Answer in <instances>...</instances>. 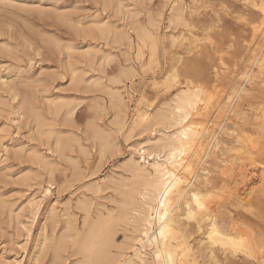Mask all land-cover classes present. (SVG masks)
Masks as SVG:
<instances>
[{"label": "rangeland", "instance_id": "1", "mask_svg": "<svg viewBox=\"0 0 264 264\" xmlns=\"http://www.w3.org/2000/svg\"><path fill=\"white\" fill-rule=\"evenodd\" d=\"M245 1L0 0V81L8 80L9 84L11 82L17 96L20 95L15 102L18 99L20 101L15 103L9 88L0 85V264H53V253L37 248L40 247L41 233H43L41 230H45L49 238L59 237L58 233L61 234L60 239L64 238L67 248L66 253H63L67 261L65 264L80 263L82 257L71 255L72 244L69 236H73L76 231L83 234L87 230L88 225L85 224L87 212H84L81 206L84 204L88 206V214L91 216L89 219L93 222L99 217L108 216L107 214L118 213L117 210L121 208L118 205H122L119 202L124 199L120 185L132 186L127 160L134 153V148L145 143L151 136V131L145 128L144 130L147 131H144L142 125L134 126V119L139 113L146 112L152 115L157 110L168 109L169 103L173 104L174 96L190 85L203 89V94L200 96L202 101L198 103L202 116L194 118L196 123L200 122L202 126L204 123V126L209 127L206 144L212 148L208 146L205 161L200 165L197 164L198 167L195 166L198 175L195 185L204 193L207 189H211L214 197L212 196L210 201L213 199L219 204L215 206L223 216L221 219L230 216L243 226H247L254 243L252 256L239 252L235 255L218 252L220 263L264 264V127L261 122L264 113L262 109L264 74L259 71L254 60L261 51L264 53V35L261 37L259 33H253L255 29L253 26L260 25L262 21L260 0ZM176 12L180 14L179 20L171 21L172 15ZM101 22L109 29L111 25L110 31L113 33L107 39L102 37L98 26L95 25H102ZM93 29L94 31H91ZM152 29L155 31L153 32ZM142 33L145 38L139 37L143 36ZM145 34L150 37H146ZM254 36L255 38H252ZM149 43L155 46L153 53L155 56L151 55L152 51L149 52L151 50ZM89 48L93 51L99 49L97 53L94 52L96 57L93 58L95 60L91 61L92 63L90 62L92 58L86 56ZM74 71L85 80L90 78L88 84H83L85 88L82 85H80L81 89L72 85L71 74ZM173 75L178 79H172ZM167 78L170 79L169 83ZM96 81H102L100 87L92 85ZM89 86L94 87L88 89ZM116 88L122 91L127 109H118L117 100L112 98L111 91ZM43 89H47V92ZM25 96L33 98V102L38 103L37 106L34 104L35 113L42 124L45 122V128L44 125L37 127L33 115L28 111L14 112L15 107ZM60 100L65 104L69 101L68 103L72 105L68 107L63 104L59 108L61 112L59 109L56 111L53 102L57 103ZM115 105L117 108L114 109ZM116 109L124 113L121 112V115L120 112L115 111ZM68 110H72V115L66 114ZM243 111L245 112L242 113ZM26 113L27 116L24 115ZM122 117H125L124 121L121 120ZM27 120L29 125L26 123ZM51 125L54 126L55 134L59 133L61 140L69 144L70 148L62 150L61 154L53 152L54 144L60 138L56 135L59 138L56 139L53 131L49 133V130H52ZM98 125L103 128L100 129ZM128 129L130 130L126 133ZM102 130L104 138L98 134ZM44 135L49 137L45 138ZM244 135H250L256 142L254 144L258 145L256 147L259 153L255 151L256 155L254 154L253 166L256 167V174L247 189L242 190L243 184H239L240 186L235 184L239 183L235 181L239 180V177L229 168H231L230 163L234 164L242 152L239 150L242 147L237 140ZM72 140H76V143ZM102 143L107 144L102 148ZM33 150L39 151L49 163H54V168L51 163L50 169L46 168V171L45 167L32 160L29 156ZM24 153L29 156L22 157ZM135 159L139 161L138 154H135ZM225 168L229 170L227 174ZM30 170L31 174L28 172ZM230 171H233V174ZM32 173L37 174V177ZM25 175H28V180L24 178ZM31 177L37 180L30 181ZM118 180H121V183ZM206 180L209 184L204 187L201 183ZM99 188L101 192L97 190ZM223 188L228 190L225 191ZM47 189H49L48 193H46ZM231 189L234 191L233 195L236 194V189L241 190L242 193L238 190V196L233 198ZM217 194L219 198L222 196L225 200L223 201L222 197L221 200L215 198ZM109 196L112 199L110 203ZM32 199L38 203L35 210L29 207V201ZM78 204L81 206H77ZM66 209L68 211L64 212ZM104 209H108V212ZM225 210H227L226 214ZM183 212L182 208L181 213ZM13 213L17 215L16 218ZM181 218L184 220V217ZM66 224L67 226L70 224L74 230L76 228L75 232L67 233L69 227L67 228ZM190 229L193 234L192 241L198 243L203 234L197 233L194 225H191ZM125 230L129 231L125 232ZM119 231L122 236L131 237L133 229L131 225L123 224ZM113 251L116 252L115 249Z\"/></svg>", "mask_w": 264, "mask_h": 264}, {"label": "bare ground", "instance_id": "2", "mask_svg": "<svg viewBox=\"0 0 264 264\" xmlns=\"http://www.w3.org/2000/svg\"><path fill=\"white\" fill-rule=\"evenodd\" d=\"M246 1H248V0H246ZM260 2H261L260 8H261V11H262V21H260L261 22L260 25L253 26L255 28L253 33H255V34L259 33L260 36H261V35H264V0H260ZM256 4H255V6H258ZM182 16H184V15H182ZM179 17H180L179 12H176V13H174L172 15V20L171 21L179 20ZM177 22H176V24H177ZM95 23H97V22H95ZM156 23H158V22L156 21ZM101 24H102V22H101ZM180 24H181V22H180ZM95 25L98 26L97 28H98L100 34L102 35V37H104V39H107L110 34L112 36L113 32L110 31L111 30V25H110V29L104 24H102V25L95 24ZM154 27H155V25H154ZM90 28H91V26H90ZM91 31H94V29L91 30ZM132 31H134V30H132ZM137 31H139V30H137ZM154 31L155 30H153V32ZM140 32L141 31H139V33ZM153 32H151V33H153ZM145 36L146 37H150V35H148V34H145ZM255 36L252 37V38H255ZM139 37L143 38L144 34H143V36H139ZM109 39H111V38H109ZM53 40H55V39H53ZM124 40H126V39H124ZM115 41H116V39H115ZM117 42H118V40H117ZM143 47H145V46H143ZM150 47H151V50H149V52L152 51L151 55L153 56L154 55L153 53L155 51V46L153 44L151 46V44H150ZM98 50L93 51V49H90V48L88 49V51L86 52V56L89 59L92 58V60H90V62L95 60L93 58L96 57V53H97ZM94 52H96V53H94ZM100 52H101V50H100ZM102 52H103V50H102ZM254 52H253V54L256 53V52L255 53ZM155 54H157V53H155ZM139 56H141V55H139ZM126 60H128V59H126ZM138 60H140V59H138ZM254 60H255L256 65H258V67H259V71L262 74H264V71H263L264 70V53H263V51H261L256 56V58ZM254 60H252V61H254ZM86 61H87V59H86ZM156 62H157V60H156ZM90 66H92V65H90ZM99 67H100V63H99ZM146 67H147V65H146ZM215 67H216V65H215ZM253 68H254V66H253ZM255 68H256V66H255ZM215 71H217V70H215ZM205 73H206V71H205ZM243 73H245V72H243ZM128 74H129V72H128ZM169 74H171V73H169ZM71 75H72L71 83H72V85L74 87H78L79 88L80 85L83 86V84H88V81L90 80V78L88 80H85L79 73H77L75 71ZM174 75H177V74H174ZM174 75H173V77H171L172 75L170 77L172 79L176 78L177 76H174ZM256 75H258V74H256ZM169 78H167L168 83H169V80L171 79V78L170 79ZM252 78H254V77H252ZM176 79H178V78H176ZM0 80H1V78H0ZM37 80H39V78ZM99 80H101V79H99ZM40 81H41V79H40ZM41 82L43 83V81H41ZM101 82H97L96 81V82H93L92 85H96V86L100 87L101 86L100 85ZM174 82L175 81H173V83ZM262 83L264 85V78H263ZM11 84H12L11 82L9 84L8 80H6V81L1 82L0 85H2L5 88L6 87L9 88V90L12 92V95L11 94L10 95H11V97L13 96L12 99H14L13 101L15 102L16 98L18 97L17 96L18 94L16 93L15 88L12 87ZM39 84H40V82H39ZM90 84L91 83H89V85ZM102 84H104V83H102ZM15 85H13V86H15ZM190 86L187 89L181 90L177 95L174 96L175 98L172 101L173 104L171 105V103H169L170 106L168 107V109L166 108V109L157 110V112H155L152 115L148 114L146 112L139 113L138 116H136V118L134 119V121H133L134 126L137 127L138 125H142L143 126V130L145 128V129H148V130L151 131V136H149L147 138L145 143L137 145V147L134 148V153H132V155H130V158H128V160H127V164L126 165H127L128 169H129L128 170L129 174L131 173L132 186H130V187L129 186H122L121 187V185H120V189L123 190L124 199H123L122 202H119L122 205L121 206H120V204L118 205L119 207H121V208H119L120 209L119 211L117 210L118 213L107 214L108 216L99 217V219L97 221L93 222V221H91L92 219H89L91 216H90V214H88V210H87L88 206L85 205V204L82 205V206L79 205V204L77 205V206H81L85 210L84 212H87V214L85 213L87 215V217H86V215H84L86 217V223L85 224L88 225L87 230L85 232L83 231L84 233L82 234V233H79L77 231L75 232L76 228L74 230V228H72L70 224L68 226L66 224V227L67 228L69 227V230H67L68 231L67 233H69L70 231L75 232L74 235L73 236H69V238L72 241V242L70 241V243L72 244V246L70 245L72 247V254L71 255H73V257L74 256H76V257L80 256V257H82L81 259H83L78 264H221L220 263V259L218 258V252H222L225 255H228V254L235 255V254H237L239 252V253H242L243 255H248V256L251 255L252 256L253 250H254V247H253L254 243H253V240H252V238L250 236V233L248 231L249 229L247 230V228H246L247 226L246 227L243 226L238 220H235V219H233L230 216L227 217V219L226 218L225 219H221V217H223V216H222V214L219 213V211H217L218 209L215 206L218 203H216V201L214 202L213 199H212L213 202L210 201L211 197L212 196L214 197V195L212 193V190L211 189H207L205 191V193H204V192H202V190L200 188H198V186L195 185V182H196V180L198 178V175H197V173L195 171V169L198 167L197 164H199V165L202 164L205 161V158L207 157V151H208V146L209 145L206 144L207 143L206 141H207V135H209L208 134V128L209 127L204 126V123H203L204 127L201 125L200 122L196 123L195 118H194L196 116H199V117L202 116L201 109H198V103L202 101L200 99V96L203 94V89L199 88V87H195L194 85H192L193 87H190ZM261 86H262V84H261ZM93 87L89 86L88 89H91ZM204 87H206V86H204ZM8 88H6V89H8ZM78 88H75V89L78 90ZM80 89H81V87H80ZM43 90H45V89H43ZM45 91L47 92V89ZM45 91H44V93H46ZM121 92L122 91L120 89H117V88H116V90L112 89V91H111L112 98L115 101L117 100V102L119 104L118 105V107H119L118 109H120V110L127 109L126 108V104H125L126 102H124V99H123V96H122ZM242 93H244V90H243ZM247 93L248 92H246V94ZM19 97H20V95H19ZM25 97H23L24 99L21 102H19L17 107H15L16 109L13 107L15 109V110L13 109L14 112L15 111L17 112L19 110L20 111L23 110L25 112L28 111L30 114L33 115L34 121L36 123L35 125L37 127L39 125L41 127H43L42 125H44V128H45L46 127L45 122H43L44 124H42V122H40V120L38 118V115L35 113L34 104L37 106L38 103L36 104V101L34 103L33 100H32L33 98H29V97L25 98ZM211 97H208V98H211ZM205 99L206 98H204V100ZM62 100H64V99H62ZM62 100H60V102H57V103L53 102V105H54V108H55L56 111H59L60 110L59 109L60 106L65 104V102L64 103L62 102ZM170 100H172V99H170ZM18 101H20V100L18 99ZM18 101H16V102H18ZM68 102L69 101H67L65 105L70 107L72 104L68 103ZM116 106L117 105L114 106V109H115ZM254 108H256V106H254ZM203 109H206V107L205 108L203 107ZM262 109L264 110V107ZM115 111L120 112V113L121 112L124 113V111H119L117 109ZM204 111H206V110H204ZM229 111H231V110H229ZM60 112H61V110H60ZM221 112L222 113H224V112L226 113V111H224V112L221 111ZM244 112L245 111H243L242 113H244ZM55 114H57V113H55ZM66 114L72 115V110H68V112ZM118 114L119 113H117V115ZM24 115L27 116V113L24 114ZM121 115H122V113H121ZM206 115H208V114H206ZM55 116H54V118H55ZM21 118H23V117H21ZM42 118H43V116H42ZM204 118H205V116H204ZM44 120L45 119H43V121ZM121 120L124 121L125 117L124 118L122 117ZM23 121H25V120H23ZM123 121H121V122H123ZM16 122H19V121H16ZM31 122H33V121L31 120ZM69 122L70 121H68V123ZM261 122H262V126L264 127V113H263V116L261 117ZM26 123H28V120H27ZM131 123H132V121H131ZM94 124H96V123H94ZM28 125H29V123H28ZM205 125H207V124H205ZM51 126H52V130H49V133L51 131H53V127L54 126L53 125H51ZM95 126H97V125H95ZM134 126H132V128ZM31 127H32V125H31ZM99 128H100V126H99ZM102 128L103 127H101L100 129H102ZM135 128H134L133 131H135ZM48 129H49V124H48ZM30 130H31V128H30ZM46 130H47V128H46ZM94 130H95V128L93 129V131ZM103 130L98 133L101 137H103V132H104ZM129 130L130 129H128V131L126 133H128ZM144 131H147V130H144ZM261 131H262V129H261ZM49 133L47 132L48 135H49ZM54 134H55V132H54ZM131 134H130L129 137H131ZM212 134H214V133H212ZM245 134L247 135L246 132H245ZM56 135L57 134H55V136ZM57 136L60 138V134L59 133H58ZM57 136L55 137L56 139L58 138ZM44 137H45V135H44ZM46 137L48 138L49 136L46 135ZM211 138H212V136H211ZM0 139H1V137H0ZM38 140H39V138H38ZM49 140H51V139H49ZM111 140H113V139H111ZM237 141L239 142L240 147H242V148H239V150H242V152H241V154L238 155L239 157L235 160L234 164L230 163L231 168H229V167L228 168H229V170H233L234 172H236L234 174H237V176L239 177V180L237 178H236L237 180H235V181H239V183H235V182L234 183L236 185L237 184L238 185L239 184H243V188H241V189L245 190V188L247 189V187L249 186V184L252 181V178L256 174L255 173V168L256 167L253 166V163L255 162V159H254V156L256 155L255 153L258 152L259 150L257 151V147H256L257 144L256 145L254 144L256 142H254L253 139H251L250 135H248V136L244 135V136H242L241 139H239ZM72 142L76 143V140L75 141L72 140ZM108 142H109V140H107V143ZM215 142L216 141L214 140V143ZM46 143L48 144V142H46ZM43 144H45V143H43ZM106 144L102 143V148L105 147ZM110 144L111 143H109V145ZM216 144H217V142H216ZM236 144H238V143H236ZM76 145H78V144H76ZM49 146H50V144H49ZM49 146H48V148H49ZM1 147H2V144H1ZM81 147H82V145H81ZM84 147L82 149H84ZM68 148H70L69 144L67 142L61 140V138H60L59 140H57L55 142V144H54V149L55 150L53 152H55L56 154H61V152H63L62 150H64V149L68 150ZM71 148H72V146H71ZM116 148H117V146H116ZM217 148H219V147H217ZM259 148L260 147H258V149ZM6 149H8V148H6ZM33 149H34V147H33ZM51 149L53 150V147ZM8 150L10 151V149H8ZM15 150H17V149H15ZM37 150H33L32 153L29 152L31 155L30 156L28 155V156L30 158H32V160H34L40 166L45 167L44 170H46V168L50 169V166H51L52 162L49 163L47 161V159L45 157H43V155H41L40 152L37 151ZM113 150L115 151V149H113ZM217 150H219V149H217ZM17 151H19V150H17ZM21 151H22V149H21ZM53 152H52V154H54ZM6 154H9V153H6ZM14 154H15V156L17 155L16 153H14ZM135 154H138L139 161H138V159L137 160L135 159ZM23 155H25V157L27 156L25 153L22 154L21 156L23 157ZM60 157H62V155ZM236 157L237 156H235V158ZM17 158L19 159V157H17ZM86 158H87V156H86ZM73 161H74V159H73ZM85 162H86V160H85ZM124 163H123V165H124ZM52 164H53V168H54V163H52ZM123 165H122V167H124ZM55 166H56V164H55ZM70 166H71V163H70ZM195 166H197V167H195ZM31 170L28 171V172H30V174H31ZM218 170H220V169H218ZM227 170L228 169H226V174L228 173ZM263 170H264V167H263ZM43 172H45V171H43ZM34 173H37V172H34ZM223 174L224 173H222V175ZM32 175L33 176L36 175V177H37V174H33L32 173ZM190 175H192V177H190ZM32 177L29 179L30 181H31V179H32V181L33 180H37L36 178L33 179ZM122 177H124V176H122ZM233 177H235V175ZM20 178L22 179L23 176L20 177ZM24 178L27 179L28 175H25ZM75 178H77V177L75 176ZM113 180H114V178H113ZM118 181H120V183H121V180H118ZM125 183H126V180H125ZM202 184L204 185V187H207L209 182L206 180V181H204V183H201V185ZM102 185H104V184H102ZM234 185H232V186H234ZM232 186H231V188H232ZM89 187H88V189H90ZM118 187H119V185H118ZM85 188H84V190H85ZM225 189L223 188V190H225ZM97 190H99L101 192L100 188L97 189ZM213 190H215V189H213ZM226 190H228V189H226ZM238 190L239 189H236L235 190L236 194L233 195L232 192H234V191H232V189H231L230 190L231 191L230 192L231 196L232 197L233 196L234 197L238 196L237 195ZM252 190H253V188H252ZM220 191H222V190H220ZM225 191H223V192H225ZM48 192H49V189L46 190V193H48ZM113 193H115V191H113ZM119 193H121V192H119ZM239 193H242V191L239 190ZM223 194L225 196V193H223ZM110 196L108 197L109 200L111 199ZM84 197H83V200L85 199ZM217 197H218V194L215 196V198H217ZM220 198L218 197L217 199H219V200L222 199L223 200V197L221 199ZM228 198H227V200H228ZM89 199H91V198H89ZM231 199H229V200H231ZM241 199H242V197H241ZM111 201H112V199L109 201V203ZM90 202H91V200H90ZM113 202H114V200H113ZM116 203L117 202H115V204ZM213 204H214L215 208H214ZM37 205H38V203H36L35 199H32L31 201H29L30 209L35 210L34 208ZM218 206H219V204H218ZM3 207H4V205H3ZM81 207H79V208H81ZM100 207L103 208L102 206H100ZM182 208L184 209L183 213H181ZM246 209H247V207H246ZM55 210H53V212ZM104 210H107V212H108V209H104ZM115 210H116V208H115ZM11 211H12V209H11ZM67 211L68 210L66 209V211H64V212H67ZM80 211H81V209H80ZM247 211H248V209H247ZM28 212H29V208H28ZM113 212H114V210H113ZM224 212L226 214L227 210H225ZM229 212H230V210H229ZM49 215H50V213H49ZM65 215H67V214H65ZM101 215L103 216V214H101ZM13 216H15V214ZM16 216H15V218H16ZM181 217H184L185 221ZM11 218H13V217L11 216ZM71 219H73V217ZM69 221H71V220H69ZM70 223L72 224V222H70ZM123 224L132 226L133 232H132V236L130 235L131 237H127V236H124V235L122 236L120 234L121 230L119 231V228ZM191 225L195 226V228L197 230V233H202L203 234V237L200 239V241L198 240L199 241L198 243L193 242L192 239H191L192 235H193L192 232H191V229H190ZM189 226H190V228H189ZM48 227H49V225H48ZM61 227H62V225H61ZM53 228H55V227L53 226ZM49 229H50V227H49ZM123 229H125V227ZM79 230H80V228L78 229V231ZM41 231L43 233H41L42 234L41 235L42 238H41V241H40V247H37V248H42L43 251H45V250L46 251H51L53 253V259H54V260H52L53 264H55L54 262L65 264L67 261H65L66 256L64 258L63 253H66L65 251H67V248H65L64 238H61L62 240L60 239V235H61L60 233H58L59 237H57V238L52 236V235H51L52 238H49V236H46L45 230H41ZM63 231H64V229H63ZM127 231H129V230H127ZM127 231L125 230V232H127ZM128 233H130V232H128ZM51 234H52V232H51ZM50 239H52V240H50ZM57 239H58V241H57ZM67 239H68V237H67ZM65 240H66V237H65ZM113 249H115L116 252H114ZM129 253H131V255H129ZM36 256H37V254H36ZM38 259H39V257H38ZM226 260H228V258H226ZM68 261H69V259H68ZM260 261L262 262L263 259L260 260ZM75 264H77V262Z\"/></svg>", "mask_w": 264, "mask_h": 264}]
</instances>
